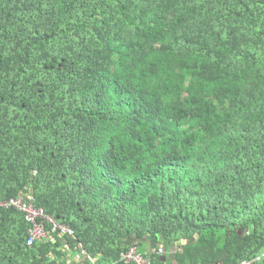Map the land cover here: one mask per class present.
Listing matches in <instances>:
<instances>
[{
  "label": "trees",
  "instance_id": "obj_1",
  "mask_svg": "<svg viewBox=\"0 0 264 264\" xmlns=\"http://www.w3.org/2000/svg\"><path fill=\"white\" fill-rule=\"evenodd\" d=\"M19 196L58 227L0 207V264H264V0H0Z\"/></svg>",
  "mask_w": 264,
  "mask_h": 264
},
{
  "label": "built area",
  "instance_id": "obj_2",
  "mask_svg": "<svg viewBox=\"0 0 264 264\" xmlns=\"http://www.w3.org/2000/svg\"><path fill=\"white\" fill-rule=\"evenodd\" d=\"M0 207H14L25 215V221L28 222L30 226L28 230V241H26V244H28L29 246H33L35 243L49 238L50 231L46 229L44 221L49 220L50 222H52V220L45 215L43 209H36L32 202H28V200H26V197L20 196L17 199L0 202ZM64 230L65 232L68 231L70 234H72V231L65 228ZM262 257L264 258V254ZM122 259L126 260L129 263L136 262L137 264H151V262L148 261L145 256L140 253L138 248H133L131 251L124 254V256H122Z\"/></svg>",
  "mask_w": 264,
  "mask_h": 264
},
{
  "label": "clouds",
  "instance_id": "obj_3",
  "mask_svg": "<svg viewBox=\"0 0 264 264\" xmlns=\"http://www.w3.org/2000/svg\"><path fill=\"white\" fill-rule=\"evenodd\" d=\"M20 197V196H19ZM18 197V198H19ZM26 200H29V198H26ZM40 209H43V208H40ZM44 210V209H43ZM44 213H45V211H44ZM45 215L49 218V219H51L52 220V222H50L49 220H45L44 221V223H45V226H46V223H52V224H54V226L55 227H58L55 223H54V221H53V219L51 218V217H49L46 213H45ZM29 224V223H28ZM30 227V226H29ZM60 228L62 229V234L64 235V234H66V233H69L68 231H66L65 232V230H64V228L65 229H68V228H66L65 226H60ZM46 229H47V227H46ZM48 230V229H47ZM68 230H70V229H68ZM50 231V230H49ZM70 231H72V230H70ZM70 234V233H69ZM70 235H73V232H72V234H70ZM52 237H51V231H50V236H49V238L48 239H45V240H50ZM26 241H28V238H26ZM41 242V241H40ZM38 243V242H37ZM26 245H28V244H26ZM29 246V245H28ZM71 253H72V251H71ZM161 253L162 254H165L166 253V250L163 248V247H161ZM263 254H264V252L260 255V256H258L257 258H256V260H264V258L262 257L263 256ZM260 258V259H259ZM148 261H150L151 262V264H153L152 263V260L151 259H149V258H146ZM76 260L77 261H79L80 260V262H83V263H85V260H86V257H83L82 255L79 257V258H76ZM250 264V262L249 261H243V262H240V263H238V264Z\"/></svg>",
  "mask_w": 264,
  "mask_h": 264
},
{
  "label": "crops",
  "instance_id": "obj_4",
  "mask_svg": "<svg viewBox=\"0 0 264 264\" xmlns=\"http://www.w3.org/2000/svg\"><path fill=\"white\" fill-rule=\"evenodd\" d=\"M76 258V257H75ZM73 264H85V263H83V262H80V260L79 261H74V263Z\"/></svg>",
  "mask_w": 264,
  "mask_h": 264
}]
</instances>
